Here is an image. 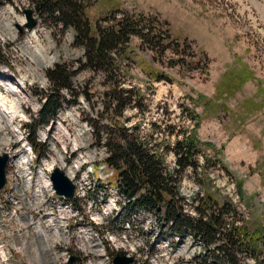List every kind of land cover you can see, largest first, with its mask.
<instances>
[{"label": "rangeland", "instance_id": "obj_1", "mask_svg": "<svg viewBox=\"0 0 264 264\" xmlns=\"http://www.w3.org/2000/svg\"><path fill=\"white\" fill-rule=\"evenodd\" d=\"M33 1L0 0V94L13 100L17 98L21 106L16 113L3 109L0 103V150L16 147L18 136L30 130L36 132L40 148L52 157L56 166L76 165L74 172L85 185L88 197L103 202L99 206L106 217L103 232L115 230L121 238L127 236L136 249L134 264H227L209 255L205 244L193 234L180 237L164 231L157 235L160 227L156 213L139 211L133 213L135 216L125 213L122 206L127 204V199L108 185L113 171L106 167V150L95 142V130L97 126L111 129L117 122L120 125L138 122L144 134L149 133L153 121H158L162 130L169 124H177V130L184 124L192 128L195 122L189 110L194 109L202 117L198 128L202 152L198 154V169L188 168L184 173L180 183L184 198L180 203L189 214L197 216L195 207L203 195L215 200L229 196L243 219L237 225H244L250 233L264 227V90L260 89L264 87V17L261 13H254L252 17L246 12L241 14L243 5L251 7L248 0H91L88 14L92 20L117 6L167 20L173 35L189 41V54L201 49L207 55L210 74L205 79L196 64H192L189 71L181 72L178 64L173 63L177 56L173 50L164 56L163 62H155L152 53L142 49L140 40L134 38L131 47L174 80H155L137 56L122 59L115 72L117 80L122 86L141 93L138 101L142 107L127 108L122 115L112 118L103 111L104 95L114 82L103 70H82L74 76L73 90L62 91L66 100L57 116L46 123L40 113L45 91L51 86L47 69L58 62L77 68L84 49L76 43L71 27L41 12ZM251 1L264 12V0ZM27 8L33 10L37 20L32 29L25 26ZM7 23L12 26L8 27ZM237 55L255 70V78L233 96H220L217 85ZM88 94L92 100L88 99ZM199 95L212 99L213 108L205 110L204 104L195 105L192 99ZM245 103L263 104V107L248 113L241 107ZM185 107L189 110L184 111ZM51 120L54 124L47 136L46 126ZM157 135V141L165 139L172 145L178 138L173 135L166 140L165 132ZM166 156L167 163L176 166L175 155L168 152ZM9 173L10 185L0 193V217L7 215L8 206L13 203L11 196L18 194L17 187L23 182L16 161H11ZM41 182L43 186L49 184L46 180ZM28 196L34 199L31 191ZM1 227L0 223V231ZM18 237L2 247L0 261L9 264L11 258V262L17 264L29 259L28 264H34V259L35 264H39L30 249H26L33 247L35 254L38 253L33 241L26 236ZM26 241L31 242L29 247L24 246ZM239 257L237 264H264V246L259 258L245 251L240 252Z\"/></svg>", "mask_w": 264, "mask_h": 264}, {"label": "trees", "instance_id": "obj_2", "mask_svg": "<svg viewBox=\"0 0 264 264\" xmlns=\"http://www.w3.org/2000/svg\"><path fill=\"white\" fill-rule=\"evenodd\" d=\"M33 2L41 12L58 19L64 26L71 27L75 32L76 43L84 49V56L79 60L77 68L72 69L67 63L58 62L47 69L51 86L45 91V101L40 113L43 122L47 123L57 115L66 100L62 91L73 90L74 76L85 69L103 70L114 82L112 89L104 95L106 107L103 111L110 113L112 118L122 115L127 108L142 107L138 101L141 93L134 88L122 86L121 81L117 80L115 72L122 59L130 60L137 56L146 64L148 74L153 75L155 80H174L131 47L134 38L140 40L139 46L142 49L152 53L155 62H163L164 56L173 50L177 55L173 63L178 64L181 72L189 71L192 64H196L205 79L210 74L207 55L201 49L189 54V41L173 35L167 20L120 6L111 9L101 18L92 20L88 14L91 0ZM232 64L222 74L217 85V94L220 96H233L247 81L255 78V70L241 56L237 55ZM263 88L260 89L264 90ZM87 97L92 100L90 94ZM192 100L195 105L204 104L205 110L213 108V104L210 105L212 99L207 96L199 95ZM241 107L251 113L262 109L263 104L245 103ZM187 110L189 108L185 107L184 111ZM189 113L191 120L195 122L192 128L184 124L177 130V124H169L162 130L158 121H153L150 123L149 133L143 134L142 125L138 122L133 125H120L117 122L111 129L97 126L95 142L104 147L108 154L105 162L113 170L110 180L118 185L119 193L129 199L126 206L128 211L139 208L133 213L146 210L156 213L162 232L180 237L193 234L205 244L206 252L218 262L225 260L227 264H237L240 260L239 253L243 251L259 258L261 247L264 246V227L250 233L244 225H237L243 219L229 196L215 200L210 195H203L195 207L197 216L189 214L180 203L184 198L180 191L184 173L188 168L194 171L198 169V154L202 152V143L198 137L202 117L194 109H190ZM163 132L166 133V140L169 136L178 137L173 145L165 142V139L157 141V134ZM30 140L38 151L43 152L35 131L30 134ZM168 152L175 155L176 166L167 163ZM238 188L240 189V182ZM127 226L131 227L129 223Z\"/></svg>", "mask_w": 264, "mask_h": 264}, {"label": "bare ground", "instance_id": "obj_3", "mask_svg": "<svg viewBox=\"0 0 264 264\" xmlns=\"http://www.w3.org/2000/svg\"><path fill=\"white\" fill-rule=\"evenodd\" d=\"M22 21L24 22L25 20L23 19ZM10 26L12 25L8 24V27ZM36 58L38 59V56ZM0 103L3 109L16 113L21 107L17 98L15 100L9 99L3 93L0 94ZM9 153L12 156L11 161H16V164L20 167L23 174V182L17 187L18 194L13 193L11 196V200L16 201V203L9 205L7 215L0 217L1 226H4L5 229H13V219H9L12 213H16L15 223L31 222L27 234L18 233L17 237L26 236L33 241L32 245L38 251L34 256L39 264H46V262L47 264H60V262H66L71 256V251L82 254L85 257V264H114V244L113 242H107L105 236H117L120 238L121 236L115 230L103 232L106 217L99 211V206L103 202L97 201V198L88 197L85 185L78 179L74 170L70 171L77 186V197L69 200L56 193L50 179V171L42 167V165L47 164L48 157H44L43 159L46 158L44 161L42 159L38 161L34 151L25 145H22V149L17 152L9 151ZM53 165L56 166L55 163ZM26 178L27 180H25ZM45 180L49 184L46 186L41 185V181ZM8 187L1 192H5ZM30 191L34 199L28 196ZM20 193L21 197H19ZM20 205H23V208L20 209ZM33 205L34 211H32ZM79 211H83L85 215H91L96 221H92L88 217L77 218L76 215H68L79 213ZM133 216L135 215L133 214ZM43 220L52 222L50 223V230L54 234L48 236L47 228H43ZM127 228L130 227L127 226ZM161 233V229L157 228V235ZM38 234H40L41 239H45V244L41 243ZM76 234H80L82 240H75V237H70V235ZM121 240L129 242L127 236L122 237ZM10 241L1 239L0 231V254L2 253V247ZM30 244L31 242L28 243L26 241L24 246L29 247ZM130 246L132 245L130 244ZM132 248L135 249L134 246Z\"/></svg>", "mask_w": 264, "mask_h": 264}, {"label": "water", "instance_id": "obj_4", "mask_svg": "<svg viewBox=\"0 0 264 264\" xmlns=\"http://www.w3.org/2000/svg\"><path fill=\"white\" fill-rule=\"evenodd\" d=\"M27 22L25 26L28 28H34L37 24L36 18L33 16L32 9H25ZM9 160L7 152L0 154V190L5 186L7 182L6 167ZM51 179L57 193L64 195L67 198H72L75 195V184L73 180L67 175L64 169L57 166L53 169ZM80 259L78 255H72L68 264H75ZM135 260L133 255H129L126 250H119L114 257L115 264H132Z\"/></svg>", "mask_w": 264, "mask_h": 264}, {"label": "built area", "instance_id": "obj_5", "mask_svg": "<svg viewBox=\"0 0 264 264\" xmlns=\"http://www.w3.org/2000/svg\"><path fill=\"white\" fill-rule=\"evenodd\" d=\"M17 149H22V146H19ZM49 163L50 161L47 160V164L42 165V167L51 171V166ZM25 180H27V178ZM13 203H16V201H13ZM34 205L32 206V211H34ZM21 208H23V205H20V209ZM15 215L16 213H12L11 216L9 217V219H13V229H5L4 226L1 227V239H4L5 241L15 240V237H17V233L27 234V230L29 229V226L31 225V222H28V221L22 222V223H15ZM68 215H76L77 218L78 217H88L90 220L96 221L94 217H92L91 215H85L83 211H79V213L68 214ZM50 223L52 222L43 220V228H47L48 236H50L51 234H54V233H51ZM38 235L40 236V234ZM70 237H75V240H82L80 234L70 235ZM40 239H41V236H40ZM105 239H107V242H113L114 253L116 250H118L121 247V248L128 249L131 254L136 255V249H133L132 246H130V243L127 242V240H121V238L117 236H105ZM41 243L45 244V239H41ZM72 254L81 255L82 261L78 262L77 264H85V257L82 254L71 251V255ZM91 257H95V256H91ZM68 261L69 259L66 262H60V264H67Z\"/></svg>", "mask_w": 264, "mask_h": 264}, {"label": "crops", "instance_id": "obj_6", "mask_svg": "<svg viewBox=\"0 0 264 264\" xmlns=\"http://www.w3.org/2000/svg\"><path fill=\"white\" fill-rule=\"evenodd\" d=\"M248 1L250 2L251 7L247 6V4L243 5V9H242L241 14H244L246 12L245 14L247 16L252 17L254 13H257L258 15H259V13H261V17L263 18L264 17V12L260 11L259 7L256 6L254 1H251V0H248Z\"/></svg>", "mask_w": 264, "mask_h": 264}]
</instances>
